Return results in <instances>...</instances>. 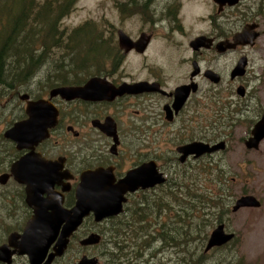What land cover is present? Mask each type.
Returning a JSON list of instances; mask_svg holds the SVG:
<instances>
[{"label":"flooded vegetation","instance_id":"af4514ba","mask_svg":"<svg viewBox=\"0 0 264 264\" xmlns=\"http://www.w3.org/2000/svg\"><path fill=\"white\" fill-rule=\"evenodd\" d=\"M114 1L121 18L134 16L141 21L138 35L112 27V42L117 53L106 61L108 66L98 69L90 77L104 78L113 87L147 82V89L124 92L111 99L50 98L58 109V115L56 125L49 129V136L34 145L33 149L17 148L14 141L4 138L9 144L2 148L5 159L0 174L9 173L12 162L28 152L46 160L61 161L59 172H65L67 177L54 184L53 190L60 194L61 207L66 209L74 206L75 187L81 172L88 169H106L116 183L128 170L154 162L165 180L154 187L127 191L122 209L116 215L100 221L95 220L92 212L85 215L68 237L62 254L55 255L50 264H76L82 257L96 259L95 264H110L108 254L118 252L120 246L117 225L133 220L136 196L156 187L172 190L173 186L168 184L172 175H181L204 158L226 156L235 126H247L245 134L238 138L247 152L259 148L248 149L245 141L264 113V0H238L232 4L207 0V12L196 18L205 27L195 33L189 32L197 25L196 21H188L183 12V0ZM119 30L124 31L132 41L141 36L146 39L144 49L138 51L132 47L126 51L121 48ZM236 33H241L237 43L227 45L234 43ZM157 39L164 63L151 66L153 62L149 64L148 53L156 48L154 42ZM129 55L144 61L139 69L142 77L134 78L125 70L123 60ZM238 66L241 72L236 68ZM209 72L218 76L217 82L208 76ZM88 78L79 84L66 85H82ZM240 88L242 90L239 91ZM179 89L183 91L181 96L177 95ZM49 90L40 97L48 99ZM23 112L25 114L24 106ZM106 119L113 121L116 127L115 147L114 139L94 125V122L105 123ZM222 126L225 129L219 130ZM221 141L224 147L218 151L199 156L188 154L184 161L180 160V146L192 142L214 145ZM262 142L264 138L259 145ZM8 185H12L11 190L7 189ZM62 186L69 189L62 190ZM43 197L47 194L43 193L40 198ZM25 198V184L14 177L10 176L6 183H0V264H30L28 255L19 248L20 235L33 215V209ZM221 223L224 231L233 232L234 237L222 246H213L206 251L208 235L201 248L198 244L200 253L207 256L211 250L237 243L238 236L226 225V217ZM90 233L98 234L99 241L82 244L81 241ZM54 245L55 242L49 246L47 255L53 252ZM145 263L149 264V260Z\"/></svg>","mask_w":264,"mask_h":264},{"label":"trees","instance_id":"16d2710c","mask_svg":"<svg viewBox=\"0 0 264 264\" xmlns=\"http://www.w3.org/2000/svg\"><path fill=\"white\" fill-rule=\"evenodd\" d=\"M77 1L0 0V99L14 98L20 92L39 98L44 85L50 82L53 87L79 84L99 71L94 67L103 66L104 57L114 56L109 39L100 35L94 21L86 20L73 27L63 24ZM44 68L47 73L38 77ZM24 115L21 107L16 120ZM7 144L0 132V169L5 159L2 148ZM194 168L196 173L192 174ZM188 171L169 178L172 190L156 187L136 196L133 220L117 225L120 246L118 252L108 254L110 264H138L148 260L152 264L157 253L167 251L174 252L186 264V258L192 254L190 247L194 249L199 244L201 248L209 227L224 221L227 205L232 201L228 198L234 196L230 188L236 180L226 168V162L206 158ZM200 172L208 175L205 185H197L195 181ZM226 225L229 226L227 222ZM195 255L187 264H204L203 252L195 251ZM162 258L159 257L157 264L167 262Z\"/></svg>","mask_w":264,"mask_h":264},{"label":"water","instance_id":"95a60500","mask_svg":"<svg viewBox=\"0 0 264 264\" xmlns=\"http://www.w3.org/2000/svg\"><path fill=\"white\" fill-rule=\"evenodd\" d=\"M215 1L220 4L226 2L232 4L238 0ZM118 34L119 45L126 51L132 47L142 51L147 42L142 36L137 41H132L122 30H119ZM240 35L241 33H236L233 36L234 43L227 45L234 46ZM137 44H141V46L138 47ZM238 67L236 68L240 70ZM208 76L214 81H218L217 75L209 72ZM146 86H148L147 82H136L113 87L106 79L92 76L82 85H62L51 88L48 99H32L28 93H21L19 98L25 102L26 118L14 121L11 126L3 131L2 136L14 141L17 148L33 149L34 145L49 136V129L57 123L58 109L50 101V98L60 96L67 100L73 98L111 99L124 92L135 93L146 90ZM240 90L242 89L240 88ZM177 95H183L182 89L178 90ZM94 125L114 139L113 147H115L117 133L113 121L106 119L105 123L94 122ZM262 138H264V113L252 129V135L245 141L246 148L257 149ZM223 147V141L214 145L192 142L178 147V151L182 153L180 160L184 161L188 154L199 156L218 151ZM61 168V161L46 160L33 152H28L12 162L9 173L0 174L1 184L6 183L10 176L25 184V200L33 209V215L26 222L20 235L19 248L22 253L28 255L30 264H50L55 255L62 254L67 245L68 237L88 213L92 212L96 221L116 215L122 209V202L125 201L124 194L127 191L133 192L139 187H154L165 180L162 174L157 171L154 162L143 163L128 170L116 183L106 169L100 167L88 169L81 172L80 180L75 187L76 202L74 206L66 209L61 207L60 194L53 190L54 184L63 177H67L65 172H59ZM68 189L67 186H62V190ZM43 193H46L47 197L40 198ZM260 205V201L254 195L243 194L234 200L231 211L235 212L241 208H258ZM233 237L234 233L225 232L224 225L219 223L211 230L205 250L222 245ZM99 239L98 234L90 233L81 243L94 244ZM53 242H55L53 252L47 255L48 248ZM96 262V259L82 257L76 264H95Z\"/></svg>","mask_w":264,"mask_h":264},{"label":"rangeland","instance_id":"374dc122","mask_svg":"<svg viewBox=\"0 0 264 264\" xmlns=\"http://www.w3.org/2000/svg\"><path fill=\"white\" fill-rule=\"evenodd\" d=\"M183 1V12L187 15L190 23H194L199 15L207 12L206 5L208 1L210 2V0ZM114 2V0H78L74 9L63 19L62 22L65 26L73 27L86 20L94 21L100 35L105 39H109L111 46L114 48L113 53L115 56L117 48L112 42V27H120L128 34L136 36L138 35V29L141 21L134 16L121 18L116 12ZM196 25V27H191L189 31L190 33H195L205 27L204 23H198L197 21ZM158 42L159 41L157 39L154 42V45L156 43V48L154 51L150 49L148 53V57H150L149 64L153 62L151 66L154 64L158 65L159 63H164L162 62V54L160 55L159 53ZM110 58L111 57H104L103 60L105 61V64L103 66H95L94 68L103 70L106 65L108 66V62L106 63V61H110ZM151 58L153 60H151ZM56 61L58 62L57 58ZM123 62L125 70L129 71L134 78L135 76L142 77L139 70L143 66L142 62L144 61L142 58L135 55H129L128 58H124ZM166 62L169 63V60ZM41 72L44 76L47 73V70L44 68ZM97 72H95V74ZM40 75H38V77ZM88 77L90 76H87L86 78ZM44 86L45 88L42 89V95H45V90L53 87L52 82H50V84L47 83ZM18 96L19 95H16L14 98L7 96L0 99V132L2 133L7 127L12 125L11 123L8 126V123L16 120V116L19 115L21 107L24 106V102L21 101ZM17 100H19L20 103ZM246 128L247 126H235L233 133L234 136L231 139V142H229V150H227L226 156H215V158L224 160L226 162V168L229 172L231 171L232 175L236 178L233 188H230V191H232L234 196L229 197L228 200H232L234 202V198H237L244 193H249L256 196V198L261 201V206L259 208H241L236 212H231L230 207H232L233 202H229V205H227V209L229 210H226V222L229 224L228 227L230 230L237 234V243L231 245L226 244L225 248L219 247L218 249L209 251L207 254L208 257L205 254L206 259L204 264H264V142L259 145L257 150L247 152L245 147L240 144L238 140L239 137L245 134ZM224 129L225 127L223 126L219 128V130ZM204 160H206V158L199 161ZM189 168L184 170V172L188 173ZM196 169L197 168L193 169L192 174L196 173ZM204 175V172H200L198 178L195 179L197 185L207 184L206 181L208 179V175ZM173 177L174 175H172L171 178L173 179ZM178 180L180 181V178ZM186 182L190 183L189 180H186ZM11 187L12 185H8L7 189L11 190ZM213 227L214 226L209 227V234ZM189 251H191L192 254L186 258V264L190 258L196 257L197 254L195 255V251H198V254L200 253L198 244L194 249L190 247ZM162 255L167 261L165 264H176L178 261L181 264H184L177 258V256H175V253L171 251H167L161 255L157 253L156 262L151 261V263L157 264L159 257L162 258ZM184 256H187V252L184 253ZM217 260L219 263H217ZM138 264L148 263H145L144 261L141 263L139 262Z\"/></svg>","mask_w":264,"mask_h":264}]
</instances>
